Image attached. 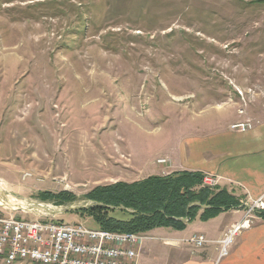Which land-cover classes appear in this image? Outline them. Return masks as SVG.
Here are the masks:
<instances>
[{
    "label": "rangeland",
    "instance_id": "rangeland-1",
    "mask_svg": "<svg viewBox=\"0 0 264 264\" xmlns=\"http://www.w3.org/2000/svg\"><path fill=\"white\" fill-rule=\"evenodd\" d=\"M259 119L264 0H0V215L96 230L93 188Z\"/></svg>",
    "mask_w": 264,
    "mask_h": 264
},
{
    "label": "crops",
    "instance_id": "crops-1",
    "mask_svg": "<svg viewBox=\"0 0 264 264\" xmlns=\"http://www.w3.org/2000/svg\"><path fill=\"white\" fill-rule=\"evenodd\" d=\"M252 124L244 133L233 132L228 126L224 131H215L207 148L195 150L194 146L193 157L190 158L189 151V158L184 160L181 159V155H186L183 151L178 154L177 163L170 167L164 164L165 169L171 170L155 175L194 172L212 176L217 180L216 188L232 194L241 206L264 197V119ZM244 214V207L232 209L208 221H201L197 216L180 231L162 227L147 232L158 234L162 242L159 247L144 244L149 239L146 237L136 249L135 264H264V218L261 216H254L251 227L235 236L226 247V255L220 256V245L216 242ZM193 236L205 238L208 241L205 247L189 243Z\"/></svg>",
    "mask_w": 264,
    "mask_h": 264
},
{
    "label": "trees",
    "instance_id": "trees-1",
    "mask_svg": "<svg viewBox=\"0 0 264 264\" xmlns=\"http://www.w3.org/2000/svg\"><path fill=\"white\" fill-rule=\"evenodd\" d=\"M203 175L173 172L165 176H149L140 181L116 182L98 186L86 194L94 203L86 213L98 229L119 233L146 234L156 228L183 230L197 216L208 221L221 212L243 208L239 200L223 189L202 185ZM60 202L69 196H53ZM264 218V210L256 211Z\"/></svg>",
    "mask_w": 264,
    "mask_h": 264
},
{
    "label": "built area",
    "instance_id": "built-area-1",
    "mask_svg": "<svg viewBox=\"0 0 264 264\" xmlns=\"http://www.w3.org/2000/svg\"><path fill=\"white\" fill-rule=\"evenodd\" d=\"M240 111V115H242ZM249 120L230 125L233 132L244 133L252 128ZM160 163H164L161 161ZM202 185L217 186L216 178L204 175ZM264 209V197L245 204L243 219L233 224L216 243L220 256L226 255V247L241 231L249 229L256 211ZM46 215L47 212L41 211ZM144 234L91 230L82 224H65L47 219H16L0 215V253L6 261H46V264H135L138 245L146 240ZM189 243L201 248L208 241L202 236H193Z\"/></svg>",
    "mask_w": 264,
    "mask_h": 264
},
{
    "label": "bare ground",
    "instance_id": "bare-ground-1",
    "mask_svg": "<svg viewBox=\"0 0 264 264\" xmlns=\"http://www.w3.org/2000/svg\"><path fill=\"white\" fill-rule=\"evenodd\" d=\"M17 205V204H15ZM19 205V204H18ZM0 206L2 207H5V206H10L7 202V200L5 198H3L1 195H0ZM29 209H38L39 207L38 206H35L33 204H30L28 205ZM42 208V207H41ZM49 208V207H48ZM44 210L49 212L50 209H47V206L45 207L44 206ZM53 211V210H52ZM0 261H6V254L5 253H0ZM36 263H42V264H46V261H36Z\"/></svg>",
    "mask_w": 264,
    "mask_h": 264
}]
</instances>
